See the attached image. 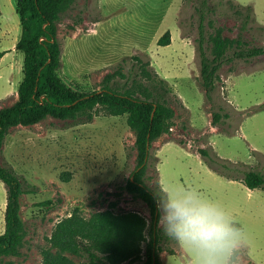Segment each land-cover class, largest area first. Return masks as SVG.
Returning a JSON list of instances; mask_svg holds the SVG:
<instances>
[{"label": "rangeland", "instance_id": "rangeland-1", "mask_svg": "<svg viewBox=\"0 0 264 264\" xmlns=\"http://www.w3.org/2000/svg\"><path fill=\"white\" fill-rule=\"evenodd\" d=\"M239 3L252 9L251 22L242 34L245 47L264 48V0H209L208 6H201L199 0H71L57 24L63 49L58 75L71 89L90 92L98 90L103 77L123 59H127L125 70L139 65L134 55L149 61V69L167 81L175 116L169 133L152 142L154 167L141 176V182L150 188L157 181L161 188L192 186L219 203L245 231L243 264H264V186L250 189L239 179H229L210 169L196 153L206 147L221 159L264 175V107L259 108L264 105V54L242 59L229 49L217 72L211 104L199 77L200 12L205 16V48L211 56L215 39L238 35ZM15 6L16 0H0V52L7 51L0 58V106L18 99L23 76L24 55L12 51L21 34ZM167 31L171 43L159 46L158 39ZM211 112L229 117L213 126ZM126 118L97 108L86 123L46 115L37 123L9 129L1 160L35 192L20 198L23 243L16 255L1 256L0 264H41V250L50 247L55 225L72 214L87 219L111 209L135 211L150 219L146 203L125 189L137 156L135 133ZM5 205L6 189L0 181V234ZM172 246L171 241L160 244L162 263L187 264V252L179 246L170 254ZM66 255L88 264L85 258Z\"/></svg>", "mask_w": 264, "mask_h": 264}, {"label": "trees", "instance_id": "trees-1", "mask_svg": "<svg viewBox=\"0 0 264 264\" xmlns=\"http://www.w3.org/2000/svg\"><path fill=\"white\" fill-rule=\"evenodd\" d=\"M71 0H16L21 34L15 50L23 53L22 80L18 84V99L11 105L0 106V181L6 189L4 231L0 234V257L16 255L24 240V224L20 217V198L34 193L30 185L12 166L2 162L5 138L11 127L31 125L44 116L69 118L90 122L97 108L111 116L127 115L126 123L135 133L136 167L125 184V189L137 195L149 209L150 219L135 211H99L89 218L72 214L59 221L51 234L50 247L41 250V264H84L66 254L85 258L88 264H163L159 254L163 241L172 242L168 250L179 249L175 241L166 237L159 226L157 202L162 189L157 181L154 188L141 182V176L154 159L152 142L169 133L175 110L171 105L167 81L150 70V62L134 55L133 64L125 70L122 64L107 73L98 90L76 91L65 85L58 75L62 66V44L57 36V24ZM208 6L209 0H199ZM241 18L240 31L235 39H215L211 56L205 43L204 13L199 14V39L196 50L199 57V77L205 99L212 103L211 92L216 87L217 72L225 62L228 50L242 59L264 54L263 47H245L243 32L251 22V6L237 4ZM199 11V9H198ZM171 34L165 32L157 41L159 46L169 45ZM7 51L0 52V57ZM137 68V69H136ZM124 78L119 83L118 78ZM264 105L259 106L263 108ZM211 124L228 118L227 113L211 112ZM184 144L182 141H178ZM213 171L229 178L239 179L248 188L264 186V175L244 164H233L221 159L212 149L196 150ZM157 174V169H154ZM68 178V177H67Z\"/></svg>", "mask_w": 264, "mask_h": 264}, {"label": "clouds", "instance_id": "clouds-1", "mask_svg": "<svg viewBox=\"0 0 264 264\" xmlns=\"http://www.w3.org/2000/svg\"><path fill=\"white\" fill-rule=\"evenodd\" d=\"M157 208L161 230L187 252V264H243L245 231L219 203L177 184L159 191Z\"/></svg>", "mask_w": 264, "mask_h": 264}, {"label": "crops", "instance_id": "crops-1", "mask_svg": "<svg viewBox=\"0 0 264 264\" xmlns=\"http://www.w3.org/2000/svg\"><path fill=\"white\" fill-rule=\"evenodd\" d=\"M240 4V3H239ZM18 40V39H17ZM17 40H16V42H17ZM16 42L13 44V47H12V51L13 50H15V44H16ZM7 54V53H6ZM5 55V54H4ZM3 57V56H2ZM2 57H0V58H2ZM167 253V252H166ZM161 257H162V255H161V253H160V259H161Z\"/></svg>", "mask_w": 264, "mask_h": 264}]
</instances>
